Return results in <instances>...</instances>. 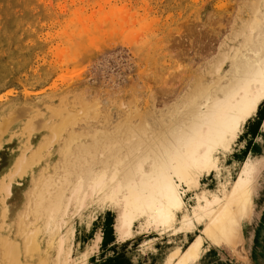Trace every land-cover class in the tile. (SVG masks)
Masks as SVG:
<instances>
[{
    "label": "rangeland",
    "instance_id": "rangeland-1",
    "mask_svg": "<svg viewBox=\"0 0 264 264\" xmlns=\"http://www.w3.org/2000/svg\"><path fill=\"white\" fill-rule=\"evenodd\" d=\"M261 17L264 0H0V237L42 245L36 264H177L202 227L150 229L148 214L130 228L124 195L102 207L89 178L111 166L137 184L164 168L212 102L263 62L264 22L252 23ZM50 123L63 133L12 180ZM225 154L196 177L184 209L193 196L231 191L247 164L251 206L236 235L189 264H264V100ZM52 204L54 215L69 212L39 232Z\"/></svg>",
    "mask_w": 264,
    "mask_h": 264
},
{
    "label": "bare ground",
    "instance_id": "bare-ground-1",
    "mask_svg": "<svg viewBox=\"0 0 264 264\" xmlns=\"http://www.w3.org/2000/svg\"><path fill=\"white\" fill-rule=\"evenodd\" d=\"M253 19L254 18L251 19V22ZM262 22H264V17H261L252 23L258 25ZM253 25L254 27L256 26L255 24ZM254 27H252V29H254ZM260 61L263 62H260V64L251 69L250 72H245L246 74L243 75L233 87L231 86V89H228L229 91L227 90L228 92H224L219 99L214 103L212 102L213 106L210 108L212 109L213 107V109L208 112L194 130H191L189 137H186L187 139H184L179 143V146H176L173 151L174 153L170 150L173 153V156L168 159L164 168L160 166L162 168L159 171H157V169H152L153 171L151 170L152 172L148 175H143L144 173H142L143 178H141L140 181L138 179L140 185H138L139 182L135 184V178H133L132 175L130 178L128 177L129 175L126 176L128 178L125 179L118 178L119 175L117 176L115 174L116 169L111 166H109L110 168L106 166L107 168L93 170L94 173L89 178L92 185L91 183H88V186H91L93 193L97 197L101 196V202L103 203L102 207L116 206L115 204L118 195H124L123 219L130 228L131 226H134L136 221L142 220V218L148 214H150V217L148 218V228L150 229L152 228V225L156 229H165L167 227L174 232H177L184 228L189 230L194 227L195 229L196 227H202L195 242L191 243L189 249L183 254V256H181L177 264H189L192 260L202 256L211 248V243L216 245L222 240H230L237 234V228L239 226L236 225V221L238 217L245 214L250 209L252 181L250 177L247 176V173H249V170L250 172L252 171L253 164H247L245 167L246 171H244L246 177L242 174L243 176L237 180L231 191L228 189L229 192L217 190L213 194H204L205 196L203 197L193 196L190 198V207L188 206L186 210L184 208L187 206L186 198L188 197V192L192 190L193 185L197 182L196 177L199 173L201 175L205 168L209 169L215 163L218 156H223L230 150L232 142L237 134H239L242 124H244L249 117L257 111L258 107L264 100V54H262ZM65 121L66 120L64 119L63 125L65 124ZM5 123L7 122L5 121ZM52 123L47 126L51 133V137L45 138L46 141L41 146L24 156L22 163L17 164L16 169L13 171L12 180H14V177L17 174L18 176H21L22 174V176H24L25 173L31 170V166L34 163L41 161V158L46 156L45 153L47 152L45 151L44 153L46 146L49 145L48 143H50V140H55L52 136L56 137L59 135L58 137H60V134L63 133L61 128L62 124H60L61 126H58ZM5 127L7 126L5 125ZM71 139L72 138H70V141ZM69 144L70 143H68V146ZM43 153L45 155L44 157H42ZM140 162L141 161H139V165L142 163ZM42 179L43 177L41 180ZM62 179L64 181L62 184L63 187L68 182V178L65 175ZM12 180L10 182H5V191H10ZM86 184L87 182H81L74 187L77 196H80V192ZM46 186L47 189H49L50 184L47 182ZM41 196L42 195L40 194V197ZM41 198L40 201H42ZM80 198H82V196ZM85 200L83 199V201ZM54 205L55 204H52L49 208H47V206L45 208L46 210L43 209V211H47L45 214L46 218L48 217L47 221L49 218L51 220L47 225H44L43 223V228L38 227L41 229L39 232H42V229L50 230L59 228L60 223L63 222L62 217L64 216V213L66 215L69 212L68 205L65 207L60 206L59 209H57V207L54 210L60 212V214L57 213L58 215H56L55 213L56 217L53 213ZM177 212L183 213L181 219L182 223H180L179 226L177 225L178 220L176 219ZM61 213L63 214L61 215ZM42 217L45 218L44 215ZM46 218L45 220L42 219L43 222H46ZM60 220L62 222H60ZM65 223H67V221ZM21 232L22 235L25 234V231L23 232L21 230ZM57 232H59V229ZM36 235L38 236V234ZM58 235L60 236L61 233ZM63 236L66 239L65 232ZM58 238L59 237H56L54 239L56 241H61V239L58 240ZM64 238L61 242L63 245L65 243ZM15 239H9L7 236L0 237V264H36V259L38 258L37 252L42 246H39L40 244H38L36 247L35 245L38 242L40 243L39 239L37 240V243H33L34 239L32 237L31 243L36 247H33L34 249L32 247L23 246L25 247L24 250H26L27 247L26 252L29 250L28 253H24L21 241L19 242V240L17 241ZM54 239L51 241L53 244L56 243ZM27 241H30V239H27ZM27 241H24V243L27 244ZM48 243L49 242H47V244ZM62 244H58L56 247H59V245L61 246ZM178 251L179 250H176L175 253H178Z\"/></svg>",
    "mask_w": 264,
    "mask_h": 264
}]
</instances>
